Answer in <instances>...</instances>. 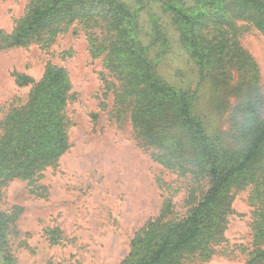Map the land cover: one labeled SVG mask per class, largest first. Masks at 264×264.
I'll return each instance as SVG.
<instances>
[{
	"label": "trees",
	"instance_id": "1",
	"mask_svg": "<svg viewBox=\"0 0 264 264\" xmlns=\"http://www.w3.org/2000/svg\"><path fill=\"white\" fill-rule=\"evenodd\" d=\"M144 6L168 18L152 10L154 39L139 17ZM248 24L264 35V0H28L11 31L0 30L1 42L20 46L46 44L80 25L91 57L101 56L114 79L104 77L114 115L128 112L136 136L166 166L207 178L206 191L181 219L162 221L171 206L164 198L159 216L135 233L120 264H186L208 256L222 239L233 186H249L252 229L256 240L264 237V94L257 63L239 42ZM173 32L196 67L194 87L172 83L160 71L155 49L169 47ZM69 89L64 69L48 64L26 102L1 120L0 182L36 178L70 147ZM204 93L211 111L227 112L225 135L209 132L196 112ZM259 257L264 251L257 249L246 264Z\"/></svg>",
	"mask_w": 264,
	"mask_h": 264
},
{
	"label": "rangeland",
	"instance_id": "2",
	"mask_svg": "<svg viewBox=\"0 0 264 264\" xmlns=\"http://www.w3.org/2000/svg\"><path fill=\"white\" fill-rule=\"evenodd\" d=\"M27 2L0 0L3 34L11 31ZM137 10L151 34L152 10L157 15L160 11L148 6ZM85 33L80 25H72L46 44L6 46L0 41V122L11 108L26 102L48 64L64 69L70 83L65 107L70 147L38 177L0 182L5 224L0 264H120L135 233L159 216L164 198L171 206L162 221L178 220L208 187L207 178L198 179L156 158L154 149L136 136L128 112L120 119L114 115L113 91L105 89L104 77L114 79L101 56L91 57ZM174 36L173 32L169 47L155 49L161 57L160 71L172 83L194 87L196 67ZM239 42L257 63L264 94V35L250 25ZM18 74L29 80L18 84ZM196 112L209 132L226 134L227 112L211 111L207 93ZM228 195L232 211L226 215L222 239L208 256L186 264H246L257 249L264 251V237L256 240L252 229L249 186H233ZM253 264H264V257Z\"/></svg>",
	"mask_w": 264,
	"mask_h": 264
}]
</instances>
